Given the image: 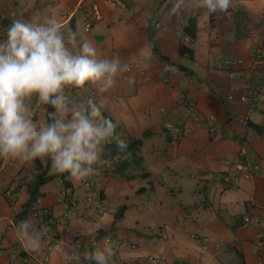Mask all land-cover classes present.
<instances>
[{"label":"crops","instance_id":"0c3cea01","mask_svg":"<svg viewBox=\"0 0 264 264\" xmlns=\"http://www.w3.org/2000/svg\"><path fill=\"white\" fill-rule=\"evenodd\" d=\"M173 3L0 0V42L15 19L43 22L55 15L94 44L97 58L127 64L113 89L100 92L88 84L72 95L92 99L104 118L118 124L112 142L143 140L135 154L102 155L94 173L80 182L51 171L49 163L47 175L55 177L40 187L35 209L22 218L17 217L29 199L35 161L0 159V264H62V249L78 256L72 264H92L84 257L105 239L115 252L111 264H145L148 255H162L168 264H263L264 134L249 124L264 129V0H232L227 13L213 14L195 0H185L174 14ZM189 24L194 39L183 32ZM181 43L192 55L180 53ZM72 51L79 54V47ZM170 64L194 76L166 71ZM253 86L259 88L254 108L239 100ZM47 112L39 104L33 109L40 123ZM166 124L180 126V133L172 134ZM235 162L250 166V179L232 168ZM63 175L67 192L78 201L75 210L65 206ZM243 217L252 225L239 227ZM23 219L42 233L39 253L18 238Z\"/></svg>","mask_w":264,"mask_h":264},{"label":"clouds","instance_id":"9594fccd","mask_svg":"<svg viewBox=\"0 0 264 264\" xmlns=\"http://www.w3.org/2000/svg\"><path fill=\"white\" fill-rule=\"evenodd\" d=\"M184 3L174 0L173 13H179ZM195 6L208 14L227 13L232 0H195ZM77 47L79 54H74L72 49ZM127 71L128 65L117 57L97 58L94 44L71 26H62L55 15L43 22L13 20L7 40L0 42V159L50 161L55 173H66L73 182L89 178L118 124L104 118L92 99H73V90L91 84L107 92L115 87L118 75ZM128 83L134 84V79ZM36 104L53 109L44 123L34 117ZM116 144L120 151L127 148L126 140L117 138ZM17 235L30 251L42 250V233L30 219L19 222ZM114 255L111 242L105 239L84 259L111 264ZM60 257L62 264L79 259L64 249Z\"/></svg>","mask_w":264,"mask_h":264},{"label":"trees","instance_id":"16d2710c","mask_svg":"<svg viewBox=\"0 0 264 264\" xmlns=\"http://www.w3.org/2000/svg\"><path fill=\"white\" fill-rule=\"evenodd\" d=\"M190 27H193L192 24H189L187 26H185L183 28V32L190 38V39H194L195 34L194 33H190ZM156 52V50H154ZM180 53L181 54H189L192 55L191 50L188 49L187 47H185L182 43L180 45ZM159 58L166 62L169 63L168 60L164 57L159 55ZM174 69H176L177 71L183 73L185 76L188 77H192L194 76L193 71L187 67H184L182 65H177V64H170ZM254 87H258V86H253ZM259 91V89H258ZM257 91V94H258ZM48 111H53V109H51L50 107L48 108ZM107 119H110L108 116H106ZM252 126V128L260 133V134H264V129H262L261 127L254 125V124H249ZM127 142V148L124 151H120L119 148L117 147L116 141L112 142V143H108L105 145L104 147V153L103 155H105L106 157L108 156H121L122 154L125 153H137L140 150V147L142 146L143 140L142 138H138V139H130ZM50 161L43 167L38 160H35V167H36V173L33 176L32 181L28 184L27 186V193L29 195V199L27 201V203L24 205L22 212L18 215L17 218H22L23 216H25L30 210L35 209V205L37 203L38 198L40 197V192L39 189L42 185L46 184L47 182H49L50 180H52L55 176L53 175H47V170H48V165H49ZM119 169V168H118ZM61 180L63 182V185L65 188L69 187V183L66 179V177L63 175L61 176ZM240 227V226H239Z\"/></svg>","mask_w":264,"mask_h":264},{"label":"built area","instance_id":"2783aa9c","mask_svg":"<svg viewBox=\"0 0 264 264\" xmlns=\"http://www.w3.org/2000/svg\"><path fill=\"white\" fill-rule=\"evenodd\" d=\"M89 29H90V23H87L85 25V30H89ZM259 64H260L259 59L254 60L252 68L253 69L259 68ZM225 65L228 66L229 63H225ZM230 75H232V73H230ZM258 89H259L258 87L251 88L249 90V93L247 95L242 94L239 97V100L240 101H247L248 100L251 107H253V108L256 107L257 104L259 103V100L257 98ZM228 99L233 100L234 98H233V96L229 95ZM184 101L189 106H191V107L194 106L192 101H188V100H186V98L184 99ZM208 120L213 121L214 116H212V115L208 116ZM165 129L170 131L172 134H179L180 133L179 126L175 125V124H166ZM212 131L213 130L211 129V132ZM223 164L229 165V163L226 160L223 162ZM232 168H234L235 170H238V171H242L244 178L250 179L251 173H250V166H248V164L235 162L234 164H232ZM255 168H257V167H255ZM223 187L224 188L229 187V179H227V178L225 179V181L223 182ZM61 194H62L63 200H65L64 203H65V206L67 207V209L75 210L78 208V206H79L78 201L67 192V189L65 187L63 188ZM48 221L51 222L52 221L51 218L48 217ZM239 223H240L239 224L240 227H247V226L252 225V221L249 217L241 218ZM262 247H263V243H262V241H259L257 243L258 250L260 251V249H262ZM25 262H26V260H25ZM262 263L264 264V256L262 257ZM145 264H168V263L166 261V258L162 255H148L145 258Z\"/></svg>","mask_w":264,"mask_h":264},{"label":"rangeland","instance_id":"374dc122","mask_svg":"<svg viewBox=\"0 0 264 264\" xmlns=\"http://www.w3.org/2000/svg\"><path fill=\"white\" fill-rule=\"evenodd\" d=\"M180 63L188 65V64H190V61L188 59L181 58ZM179 128H180V126H179ZM51 171H53V170H51Z\"/></svg>","mask_w":264,"mask_h":264}]
</instances>
